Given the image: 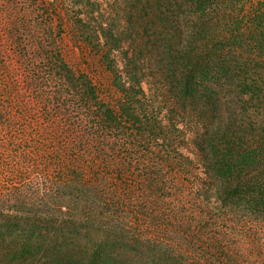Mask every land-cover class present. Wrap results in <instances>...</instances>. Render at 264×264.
<instances>
[{
  "label": "trees",
  "instance_id": "1",
  "mask_svg": "<svg viewBox=\"0 0 264 264\" xmlns=\"http://www.w3.org/2000/svg\"><path fill=\"white\" fill-rule=\"evenodd\" d=\"M0 264H264V0H0Z\"/></svg>",
  "mask_w": 264,
  "mask_h": 264
},
{
  "label": "rangeland",
  "instance_id": "2",
  "mask_svg": "<svg viewBox=\"0 0 264 264\" xmlns=\"http://www.w3.org/2000/svg\"><path fill=\"white\" fill-rule=\"evenodd\" d=\"M0 262H1V263H4V262H5V260H4V259H2Z\"/></svg>",
  "mask_w": 264,
  "mask_h": 264
}]
</instances>
